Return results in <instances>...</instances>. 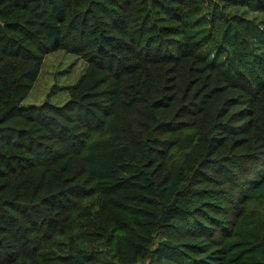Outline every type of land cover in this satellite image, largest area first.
<instances>
[{
    "label": "trees",
    "instance_id": "trees-1",
    "mask_svg": "<svg viewBox=\"0 0 264 264\" xmlns=\"http://www.w3.org/2000/svg\"><path fill=\"white\" fill-rule=\"evenodd\" d=\"M0 264H264V0H0Z\"/></svg>",
    "mask_w": 264,
    "mask_h": 264
},
{
    "label": "rangeland",
    "instance_id": "rangeland-1",
    "mask_svg": "<svg viewBox=\"0 0 264 264\" xmlns=\"http://www.w3.org/2000/svg\"><path fill=\"white\" fill-rule=\"evenodd\" d=\"M84 70L85 63L75 55L62 51L46 55L22 106H38L46 99L56 106L63 105L68 99V90L76 85Z\"/></svg>",
    "mask_w": 264,
    "mask_h": 264
}]
</instances>
